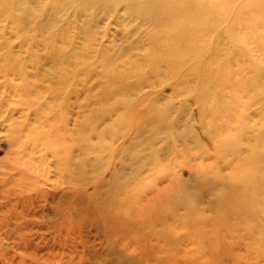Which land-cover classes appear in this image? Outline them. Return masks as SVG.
Masks as SVG:
<instances>
[{
    "label": "rangeland",
    "instance_id": "1",
    "mask_svg": "<svg viewBox=\"0 0 264 264\" xmlns=\"http://www.w3.org/2000/svg\"><path fill=\"white\" fill-rule=\"evenodd\" d=\"M0 264H264V0H0Z\"/></svg>",
    "mask_w": 264,
    "mask_h": 264
}]
</instances>
